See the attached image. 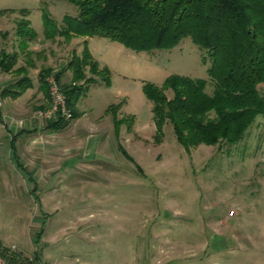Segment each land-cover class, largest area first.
<instances>
[{
    "label": "rangeland",
    "instance_id": "rangeland-1",
    "mask_svg": "<svg viewBox=\"0 0 264 264\" xmlns=\"http://www.w3.org/2000/svg\"><path fill=\"white\" fill-rule=\"evenodd\" d=\"M76 13L73 0H0V50L16 51V77L27 68L44 73L48 97L26 104L33 92L26 88L15 129L46 130L47 121L34 115L51 100L50 78L63 76L57 82L63 92L65 85L88 87L75 105L81 116L67 121L76 128L39 133L32 143L25 134L10 136L13 150L0 143L15 176L21 147L33 151L27 161L19 157L30 165L19 170L26 181L0 185L1 252L14 245L46 264H264V116L231 145L185 149L168 122L156 140L143 85L161 86L172 74L207 78L209 62L189 38L139 52L97 36L85 43L76 36L45 39L44 14L59 22ZM24 19L43 43L15 37V24ZM85 47L109 71L86 68L84 78L71 83L67 65ZM7 98L0 101L4 110L12 102ZM111 104L121 119L116 127ZM7 120L0 115V140L14 123ZM65 144L81 149L65 154Z\"/></svg>",
    "mask_w": 264,
    "mask_h": 264
},
{
    "label": "trees",
    "instance_id": "trees-1",
    "mask_svg": "<svg viewBox=\"0 0 264 264\" xmlns=\"http://www.w3.org/2000/svg\"><path fill=\"white\" fill-rule=\"evenodd\" d=\"M75 15L65 14L57 22L43 15L45 39L103 37L139 52L171 48L189 38L200 52L202 62H209L207 78L169 75L161 86L143 85L151 102L156 140L161 127L170 123L173 133L185 149L201 144H234L241 140L257 115L264 116V0H73ZM11 11V10H8ZM3 12H7L3 11ZM7 33H1L5 37ZM15 37L29 42L37 38L29 20L16 22ZM17 53L0 50V74L9 73ZM71 83L85 76L108 73L85 47L81 56L69 61ZM67 67V68H68ZM40 83L44 84V73ZM61 75H56L59 83ZM108 78L105 84H108ZM27 74L0 89V96H17L30 87ZM72 118L75 105L88 90L63 86ZM168 92L171 93L168 96ZM113 105L108 106L116 127ZM116 105V104H115ZM68 123L59 118L47 121L46 128L57 130ZM17 263L18 260L6 257Z\"/></svg>",
    "mask_w": 264,
    "mask_h": 264
},
{
    "label": "crops",
    "instance_id": "crops-1",
    "mask_svg": "<svg viewBox=\"0 0 264 264\" xmlns=\"http://www.w3.org/2000/svg\"><path fill=\"white\" fill-rule=\"evenodd\" d=\"M13 38H14V36H13ZM88 39H90V38H88ZM88 39H87V41H88ZM37 40H38L39 43H43V41H45V39H39L38 37H37ZM11 42H13L14 44L16 43L13 40ZM29 43H31V42H29ZM68 71L69 70H67L65 73H67ZM38 72L39 71H37V69H34V68H29V69L27 68L26 69L27 76L31 80L30 88L33 91L32 94L30 95V97L27 100H24V101H27L26 104L36 101V103H38V105H41V104H43V102H47L48 101V97L46 95V93H47L46 92V88L42 87V85L40 83V76H39ZM9 73L0 74V89L4 88L6 85H9V84L15 82L17 80V78H19V77H16V75H15L16 72L15 71H12V74L15 75L14 77H11V75ZM69 75L72 78V71H71V73H69ZM62 77L60 76V80L59 81H61L63 79ZM34 79L37 80V87L33 85L34 84ZM20 96H21V94H19L17 96H11L10 94H8V95L4 94V95L0 96V101H3L2 99L7 98V97H8L6 99L7 101H12L10 103V105L8 106V108H6L5 110L2 108V105L0 103L1 119L4 120V119L7 118L8 119L7 120L8 124L13 123V121H14L11 129L8 128V130H6L5 132L2 133V137H4L5 139H1L0 140V143H3L5 145L6 144L11 145V149L10 150L14 149V145H12V142L10 140H8V138L10 136L19 135V137H23V135L25 134L26 135L25 137H28V139L32 143L34 141V138L37 137L36 135H38L39 133L42 134V133H45V132H48V133L55 132L57 134H60V133L64 134L70 128H76V126H77L76 123L72 124V122H71V123H68L64 127H61L62 129L60 128V129H57V130L46 128V124L43 125V128L46 129V130H41V131L39 129L34 130L33 127H20V128L18 127V129H15L14 127H16V125H14V124L17 121L18 118L15 119L14 117L15 116H18V117L21 116V114H20L21 107L18 106V104H17L18 103L17 101H23V100H20L21 99ZM82 116H83V114H82ZM79 117L75 118V120H77ZM36 122L39 123L41 121H36ZM10 126H11V124H10ZM76 130H78V129H75V131ZM80 149H81L80 146H77V145L76 146H74V145H70L69 146V145L65 144L63 146V148H62V151H64L65 154H68V153H71V152H74V151H79ZM6 153H7V149H2V150L0 149V185L4 184V185H8L10 187H13V186L16 185V183L19 182V180L26 181L25 177L23 176V173H21V171L22 172H24V171L22 169H20V168L23 167L24 170H27L28 167H30V165H27V163L25 161H27V159H29V157H31L30 154H32L33 151L32 150L30 151L27 146L21 147L20 154L16 156V158H17L16 163L14 162L15 163L14 164L15 165L14 168H15V170H17V176H15L14 173L12 172V168H11L12 165H9L7 162L4 161ZM10 153H11V151H10ZM19 157H22V159L25 160L24 164L19 162V159H20ZM31 158H33V156ZM9 159H10V163L13 164L12 158H9ZM19 170H21V171H19ZM27 173H29V172H27ZM12 190H13V188H12ZM42 227H43V222H42ZM6 254L9 256V258H14V259L18 260L20 263H23V264H25L26 262H27V264H46L41 259H39L37 257H28V256L23 255L21 252H19V250L16 247H14V245L9 247V248H7V253ZM6 254H5V256H6Z\"/></svg>",
    "mask_w": 264,
    "mask_h": 264
},
{
    "label": "built area",
    "instance_id": "built-area-1",
    "mask_svg": "<svg viewBox=\"0 0 264 264\" xmlns=\"http://www.w3.org/2000/svg\"><path fill=\"white\" fill-rule=\"evenodd\" d=\"M48 84H49V94L51 100L46 108L36 111L34 115L35 120L56 121L57 119L61 118L64 121H69L72 118V115L67 105V100L64 92L59 87L55 78H50ZM0 264H17V263H12L6 260L0 250Z\"/></svg>",
    "mask_w": 264,
    "mask_h": 264
}]
</instances>
